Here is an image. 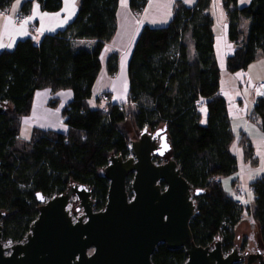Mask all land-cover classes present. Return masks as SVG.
Returning a JSON list of instances; mask_svg holds the SVG:
<instances>
[{
	"label": "trees",
	"instance_id": "trees-1",
	"mask_svg": "<svg viewBox=\"0 0 264 264\" xmlns=\"http://www.w3.org/2000/svg\"><path fill=\"white\" fill-rule=\"evenodd\" d=\"M14 1L0 0V12L8 11ZM35 1L47 12L58 11L63 3L26 0L18 20L28 15ZM148 1L129 0V7L137 15ZM221 2L234 45L225 68L233 73L264 57V0H248L245 5H239V0ZM210 4L211 0H195L191 5L177 0L168 24L142 27L127 66L126 103L89 105L100 70L98 53L117 30L119 0H79L75 17L63 29L46 33L39 41L20 39L13 48L0 51V104L4 106L0 112V212L5 244L23 241L38 216L41 199L63 194L71 184L90 187L93 208L103 209L109 187L104 168L112 155L130 156L132 138L124 126L130 119L138 135L143 129L166 127L170 144L166 157L173 158L193 189L201 191L192 196V242L206 247L221 240L224 253L235 247L245 250L246 238L237 246L236 227L248 209L258 226L264 258V174L250 183L254 199L246 206L226 192L220 181L238 167L233 151L236 136L220 91ZM119 61L117 52L107 56L109 76L118 73ZM45 88L72 91V99L61 110L67 130L35 126L31 137L23 139L19 135L22 118L31 112L35 93ZM250 119L264 130V93L256 97ZM237 143L252 157L246 133ZM232 182L237 184L236 179ZM77 208L70 210L75 219ZM151 259L153 264H183L187 254L184 248L160 243Z\"/></svg>",
	"mask_w": 264,
	"mask_h": 264
},
{
	"label": "water",
	"instance_id": "water-1",
	"mask_svg": "<svg viewBox=\"0 0 264 264\" xmlns=\"http://www.w3.org/2000/svg\"><path fill=\"white\" fill-rule=\"evenodd\" d=\"M129 150L128 158L112 155L104 168L109 187L101 210L93 208L90 187L71 184L63 194L41 199L30 232L9 246L3 242L0 212V264H153L151 257L160 243L184 248L183 264H264L259 249L240 253L235 247L224 253L221 240L206 247L192 242V196L201 191L193 189L173 158L154 161V155L170 151L166 127L143 129ZM73 196L80 202L77 210L82 209L77 219L68 208Z\"/></svg>",
	"mask_w": 264,
	"mask_h": 264
},
{
	"label": "rangeland",
	"instance_id": "rangeland-1",
	"mask_svg": "<svg viewBox=\"0 0 264 264\" xmlns=\"http://www.w3.org/2000/svg\"><path fill=\"white\" fill-rule=\"evenodd\" d=\"M123 1L129 3V0ZM171 1L175 4L177 0H152L142 15L143 22H145L144 25L157 27L168 24L173 15L174 4L171 5ZM247 3L248 0H239L238 4L245 5ZM209 12L214 19L213 30L217 38L218 52L219 54L221 51L225 53L226 45L232 44V41L228 38L227 18L221 0H211ZM35 40L38 41L39 38ZM106 59L100 62L104 73L100 74L96 85L92 89V96L89 100V105L92 108L127 102L124 101L128 92L127 61L125 54L120 58L119 71L114 77L107 74ZM221 70L220 91L225 98L227 111L236 136L233 151L237 157L238 169L232 175L221 176L220 181L226 192L234 198L241 199L246 206L250 205L254 199L250 189V183L264 174V130L255 121L250 119L256 97L264 93V85L260 83L264 81V57L260 56L246 69H241L233 73L225 70V64H223ZM109 91L113 93L115 102L109 99L111 94ZM98 97L99 102L97 101ZM57 102L59 101L57 100ZM57 102L50 104V107H45L41 104V94H38L32 111L22 118L19 132L20 137L29 139L35 126L62 131L65 125L61 120V108ZM205 112L204 109L203 113L205 114ZM117 116L119 117L120 114H117ZM202 120H206L205 115H203ZM124 126L132 140H135L139 136V132L135 130L130 119L125 121ZM242 133H246L250 138L253 147L252 157H248L244 148L237 143V139ZM167 159L163 157L158 160V163H163ZM234 179L237 180L235 186L232 182ZM79 204L80 202L73 196L71 197L68 208L72 210V208L79 206ZM80 215H82V209L78 212L77 217ZM236 233L238 236V248L242 244L243 238H246V249L240 250L241 253H255L261 247L258 226L248 209L243 212L241 220L236 227ZM5 245L9 246L10 244ZM241 263L243 264L244 262L242 261Z\"/></svg>",
	"mask_w": 264,
	"mask_h": 264
},
{
	"label": "crops",
	"instance_id": "crops-1",
	"mask_svg": "<svg viewBox=\"0 0 264 264\" xmlns=\"http://www.w3.org/2000/svg\"><path fill=\"white\" fill-rule=\"evenodd\" d=\"M24 1L26 0H15L8 11L0 12V45H3L2 47H0V51L3 49L13 48L16 42L20 39L31 37L34 41H36V38H39L40 40L42 35L46 33H53L60 29H63L75 17L79 2V0H63L62 7L58 11L47 12L43 11L40 8L39 3L35 1L28 15L24 16L21 20L16 22V20L18 19L17 16L19 13V9ZM151 1L152 0H149L145 9L140 14L136 15L130 9L129 3L127 1L119 0L117 10V30L113 39L107 43H104L100 48V51L98 53L100 62L107 58L110 53L117 52L120 58L123 54H125V59L128 66L129 58L131 56L135 41L145 24V22H143L142 15L144 14V11L146 10L149 3H151ZM182 1L187 5H191L195 2V0ZM73 4L74 7L72 6ZM170 4L173 5L174 3L171 1ZM66 5H68V7H66ZM233 49V43L227 44L225 53L221 51V53L219 54L217 49V38L215 36V55L220 66V79L222 75L221 67L226 62L225 56L227 58V56L232 53ZM102 71L103 70L100 63L99 74L94 85H96L100 74L104 73V71ZM263 82L264 81H261L260 83ZM109 92L111 93L109 99L112 102H115L113 93L111 91ZM38 94H41L42 105H44L45 107H50V104L55 103L58 100L59 102L57 103L61 110L65 106V104L72 99L73 96V93L70 89L53 92L50 89L45 88L38 90L35 93L33 105ZM124 101H127V96ZM61 120L63 121L62 116ZM66 130L67 126L65 125L62 131L65 132Z\"/></svg>",
	"mask_w": 264,
	"mask_h": 264
},
{
	"label": "flooded vegetation",
	"instance_id": "flooded-vegetation-1",
	"mask_svg": "<svg viewBox=\"0 0 264 264\" xmlns=\"http://www.w3.org/2000/svg\"><path fill=\"white\" fill-rule=\"evenodd\" d=\"M150 132H153V131H150ZM138 137H139V136H138ZM138 137H137V138H138ZM137 138H136V139H137ZM153 157H154V161L158 163V160H160V159L163 158V157H166V154H164V155H154ZM240 253H241V252H240Z\"/></svg>",
	"mask_w": 264,
	"mask_h": 264
},
{
	"label": "built area",
	"instance_id": "built-area-1",
	"mask_svg": "<svg viewBox=\"0 0 264 264\" xmlns=\"http://www.w3.org/2000/svg\"><path fill=\"white\" fill-rule=\"evenodd\" d=\"M19 20L17 19L16 22H18ZM261 85H264V82L261 83ZM238 204H241V201H238Z\"/></svg>",
	"mask_w": 264,
	"mask_h": 264
},
{
	"label": "snow or ice",
	"instance_id": "snow-or-ice-1",
	"mask_svg": "<svg viewBox=\"0 0 264 264\" xmlns=\"http://www.w3.org/2000/svg\"><path fill=\"white\" fill-rule=\"evenodd\" d=\"M73 7H74V4L72 5ZM66 7H68V5H66ZM25 23H26V21H25ZM3 45H0V47H2ZM10 46V45H9Z\"/></svg>",
	"mask_w": 264,
	"mask_h": 264
}]
</instances>
